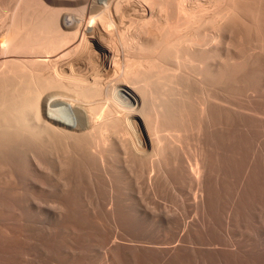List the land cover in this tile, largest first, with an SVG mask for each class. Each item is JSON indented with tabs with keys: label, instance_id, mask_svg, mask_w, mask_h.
Segmentation results:
<instances>
[{
	"label": "bare ground",
	"instance_id": "1",
	"mask_svg": "<svg viewBox=\"0 0 264 264\" xmlns=\"http://www.w3.org/2000/svg\"><path fill=\"white\" fill-rule=\"evenodd\" d=\"M8 1L9 0H7V2ZM11 1L12 0H10V2ZM2 2H4V0ZM2 2L0 3L3 4ZM33 2L35 1L33 0L31 3ZM15 3L16 1L14 4ZM40 4L41 6L39 7H42V11H44L43 17H50V15L54 14L53 23H55V30L60 35L61 39L52 44H47L45 43L46 41H38V44L15 45L11 43L8 27H4L2 28L3 30H0V166L3 168L4 165L6 170L4 173L8 180L17 181L20 177V172L18 173V171H21L19 170L21 167L19 168L16 166L19 164L18 161L20 158L23 160V158L27 156L26 154H28V156L25 158L30 159L29 157L32 156V154L33 157H36V155L41 156L40 154H43L45 151L51 153L48 151V148L51 146L50 144L52 142L55 143V145L52 144V148L56 146L57 142L56 148L65 145L67 149H65L64 146L62 149H64V151H68L69 149V152L65 151L67 153L62 152L63 150L60 149V155L57 150L54 151L56 148L54 150L51 148L50 150H53L52 153L58 152L56 153L57 157L59 155L60 157L64 155V158H68L72 162L68 163L70 161L67 162V160L64 159L65 163L63 164L62 161L55 158L56 156L54 157V161L57 160L63 164L59 162L58 164H60V166L57 164L59 166L58 168L64 170L62 171V174L64 173V175L61 174L62 176L55 173V175L64 176L65 178V182L62 184L60 183L62 187L59 196L62 194V191L68 194V192L71 191L70 189L76 184L75 182L84 183L85 176H104V190L111 197V188L114 185L111 186V175L106 171L108 165L106 166V163L103 162L106 158L111 159L112 157H117L123 162H135L136 165H140V170L145 171L146 168L142 167V164L146 162H151L156 168H160L161 166H172L174 168L188 162L201 163L205 161V156H202V153L200 154V150L210 151V154L212 150L214 152L213 155H215L218 160L217 164L219 166L227 165L228 162H226V159L228 157H226V151H228V149L226 150V146L229 147L230 144L226 145V137H229L227 136V126H229L228 120L230 116H233L236 118L234 119L236 122L239 121V124H242L244 113L248 110L249 116L247 114L245 118H247V116L250 117L253 121L252 123L255 124L256 118L259 116L257 113L260 114V112H258L259 108H257V103L260 101L258 102L255 95H252L253 92L248 95L247 107L243 106V103H238L239 99L236 104L234 100L229 98V95L232 93L231 91L229 94L230 85L232 83H235L234 89L236 90L237 86L235 85L239 81L242 82L244 73V76L247 77L244 78V80H247V75L250 74L249 79L251 80L253 78V81L254 78L256 79L260 75L255 74V71L258 70L251 71L246 69V71L249 70V73L247 74L246 71L244 73L242 72L243 74H240L242 75V80L237 79V82H234L236 81L233 78L234 76L232 77L234 80L231 79L232 83L229 78L231 75H235L234 71L236 69L234 70V68L240 61L239 59H244L241 53L244 51H251L249 53L247 52L249 55L248 60L250 59L251 62L255 63L261 58L258 59V56L264 52V0H40ZM10 5L8 6L13 7ZM56 5L63 8L57 7L58 9L56 11L51 10L52 7L54 8ZM8 6L7 10H9ZM2 9L0 8V10ZM32 9L29 8L31 11ZM40 10L38 9L36 12ZM6 11L4 13H6ZM14 13V10L7 13L6 19H8V22L13 21L15 17ZM40 14L41 13H39V16ZM15 20L16 19H14V22ZM136 23H139V26H136ZM118 32L120 33L119 36L117 34ZM263 59L261 60L263 61ZM244 60L245 62L247 61L246 58ZM242 62L245 64L244 61ZM243 63L242 67H246L247 65L243 66ZM239 64L240 69H242L241 62ZM260 68L261 67L258 69ZM240 69L238 70L239 72ZM258 72L260 73L262 71ZM240 75L238 74L235 76L239 77ZM261 75L262 76L259 77L264 79V73ZM261 78H259V81ZM250 80H248V82L251 83L244 81L246 84H249L247 87L254 84ZM229 81L231 84H229ZM262 83L264 84V82ZM237 85L242 89L243 86H240L242 85L241 83ZM236 91H238V89ZM236 91L235 93H237ZM240 93L242 94V92ZM235 96L236 95H234V97ZM239 96L240 95H238V97ZM259 97L257 96V98ZM262 99H264V96ZM243 109H245V112L242 111ZM261 117L260 119L262 120ZM247 122L248 121H246L245 124ZM259 122H264V119L262 122ZM234 126L236 125L234 124ZM251 128L255 130L254 127ZM229 130L231 129L229 128ZM245 131L247 132V130ZM253 131L251 133L255 132ZM256 131H258V129ZM231 133H233L232 130ZM263 133L261 132V134ZM24 136L26 139L23 143ZM35 136L41 138L39 140L43 139L41 144L38 138L37 140L39 142L33 140ZM245 136H247L249 140V133ZM252 136L254 137L253 134ZM29 137L32 138V146L34 142L38 144H35L38 147L39 144L40 146L42 145L43 141L45 143L46 141L51 143L48 144L49 147H47V145L42 146L45 147H41L43 150L47 149L39 153L37 151L41 148H35V146H33L34 149L30 146V143H27L31 141ZM27 138H29L30 141ZM236 138L240 137L237 136ZM232 140H234V138ZM253 140L255 141V139ZM242 141L244 142L246 140L242 139ZM61 144L63 145L61 146ZM22 145H26V147L23 148ZM29 146L31 147L30 150H34L33 152L31 151V155L28 153ZM187 146L191 147L192 153H194L191 154L193 156H190L191 158L189 157L188 159L186 157L191 149L189 150ZM25 148H27L28 151L25 150ZM184 148L189 151L184 150ZM241 148L240 150H242ZM22 150L27 151V153L25 152V154H23V157L21 155L23 152ZM183 151H188L185 152L186 156H184ZM263 151L264 150H262V152ZM34 152L35 154H39L34 155ZM257 152L255 151L256 154H258ZM45 154L51 157L53 155L47 154L46 152ZM249 154L248 156H250ZM263 154L264 153H262V155ZM17 156L19 160H16L15 157ZM47 156H45L47 159L44 157L41 159L43 165L46 163L43 159L49 162L52 159ZM235 156L237 157V155ZM40 158L41 157H39V159ZM62 158L63 157L60 159L62 160ZM89 158L95 159L93 160L95 161L94 163L97 162L95 167L92 166L93 164H90L93 162L92 160L89 161ZM260 158L262 157L260 156ZM13 160H15V162ZM22 160H20V163ZM25 160L23 161L27 163V160ZM37 161L39 162V160ZM240 161L242 162V160ZM34 164L32 168L29 167L32 169V171L30 169L31 172H28L30 176H32L30 178L39 177V173H41V170L37 173V170L40 168V162L38 164L39 166H35ZM80 164H86L90 170L87 172L83 171L79 166ZM52 165H54L52 168H55V164L52 163ZM64 165L65 169L63 167ZM50 166L48 164L46 167ZM61 166L63 168H61ZM252 167L251 165V168ZM73 168L76 171L75 173H71L74 171ZM110 168L111 167H109V171H111ZM23 169H25V167H23ZM55 169H57V167ZM55 169H50V173L53 174L51 175L48 173L47 175L55 177ZM48 170L46 168L42 170V172ZM25 171L24 173H27L28 170L25 169ZM45 172H43V174ZM113 172L111 171L112 174ZM4 175L3 177H5ZM120 176L121 175H118L117 177ZM80 177H82V179H80ZM112 177L114 176L112 175ZM10 181L6 180L4 185H1L2 183L0 184L1 193H5V190L9 188L7 184L12 183ZM33 181H35V178ZM38 181H40V179ZM58 181L61 182L63 180L58 177ZM22 183L23 182H21V184ZM25 184H27L28 187V182ZM34 184H36V182ZM37 185H39V182ZM47 185L49 188L53 187L49 185V183ZM57 185L58 184L54 187L59 190L60 185L59 187H57ZM77 185L80 184L77 183ZM54 187L51 189L55 190ZM79 187L77 189H79ZM43 188H41V191ZM31 190L32 191H28L33 192L34 189ZM53 190L52 193L50 192L51 194L54 193ZM44 191H46V189ZM65 193L63 192V195ZM72 193L73 190L69 193L71 197ZM29 195L30 194L27 193V196ZM40 195L38 194V197H40ZM66 195L65 198L68 199L69 196L66 197ZM87 195H83L85 200L86 197L87 199L91 197V195L90 197ZM32 197L33 196H31V199ZM74 197L77 198V202L74 201L76 205L79 203L78 201L81 195L80 197ZM0 199L2 198L0 197ZM45 199L43 197L41 202ZM23 200H25V198L22 200L20 199V201ZM26 200L27 204L25 201L23 202L28 205L30 199L29 202L27 198ZM40 200L38 201L40 202ZM73 200H70L71 203ZM96 200L97 199H95V201ZM51 201L53 203V200ZM58 201H56V204ZM87 201L88 200L85 202ZM33 202L36 201L33 200ZM39 202L38 204H41V202ZM85 202L83 201L82 203L81 201L82 204ZM30 203H32V200ZM30 203L29 206L31 205ZM60 203L62 205V202ZM202 203L204 204V201ZM217 203L215 202V204ZM14 204L16 208L17 203ZM25 204L23 205L26 206ZM215 204H213V206ZM61 205L59 210L63 207H61ZM85 205L87 204L85 203ZM85 205L84 207H89V205ZM48 206L51 205L48 204ZM57 206L59 205L57 204ZM57 206L56 208L58 210ZM76 206H79V204ZM3 207L4 205L2 209H0L2 210L1 212H5L3 211L5 209H3ZM53 207L54 203L52 206L54 210ZM84 207L82 209L85 210ZM32 208L34 209V207ZM44 208H46V206ZM49 208L51 209V207ZM66 208H62V211L66 210ZM24 209L26 208L24 207ZM24 209L22 210L24 211ZM53 210L52 213H55L56 209ZM62 211H59V214H63L64 212ZM34 214L33 216L38 215ZM51 214L48 215L51 216ZM59 214H57V216L54 214V216L58 217ZM62 214V218L59 216L60 219L65 218ZM27 215L25 216L27 217ZM46 215H44V220ZM54 216L52 217L54 218L53 222L57 220H55ZM34 218H32V221ZM46 218H48V216ZM37 219V222L46 224L44 220L42 222V220L39 219L40 221H38ZM60 219H58L57 222ZM16 220L18 222V219ZM27 220H29V218ZM20 221L22 222L23 220ZM48 221H50V219ZM226 221L228 222V220ZM51 222H48V225ZM51 225L53 226L52 223ZM43 229L45 231L47 228Z\"/></svg>",
	"mask_w": 264,
	"mask_h": 264
},
{
	"label": "rangeland",
	"instance_id": "2",
	"mask_svg": "<svg viewBox=\"0 0 264 264\" xmlns=\"http://www.w3.org/2000/svg\"><path fill=\"white\" fill-rule=\"evenodd\" d=\"M2 1L3 0H0V2ZM13 1L14 2L16 1V3L14 4ZM32 1L33 0H28V2L27 0H20L19 2V0H12L10 2L9 0L7 2V0H4L5 3L4 2H2L3 4L0 3V8L1 9L3 8L2 10H0V14H1L0 15V23H1L0 30H3L2 28L4 27H8V30L11 36V43L15 45L16 44L17 45H27V44L29 45V44H35V43L38 44L39 42H45V41H46L45 43L47 44H52L56 42L57 40L61 39L60 35L55 30V23H53L54 14L50 15V17L49 16L43 17L44 11H42L43 10L42 7H39L41 6L40 0H34L35 2L31 3ZM9 2L11 5L9 4ZM5 5L7 6L10 5L13 7L8 6L9 10H7V6ZM3 6H5L6 8ZM32 6H36V7H32ZM57 7L58 6L56 5V7L54 8L52 7L51 10L56 11L58 8H63L61 6H59L58 8ZM29 8L30 9L33 8L32 9L33 13L31 10H29ZM34 8L35 9L37 8L36 10L38 9L40 10L41 8V10L39 12L38 11L36 12ZM12 10H14L15 12L14 19L16 20L15 22H14V19L13 21L8 22V19H6V15H8L7 13H9L10 11L12 12ZM5 11L6 13H4ZM39 13H41L42 15L40 14L39 16ZM3 14L5 15V17ZM4 23L5 25L3 26ZM136 26H139V23H136ZM117 34L119 36L120 33L118 32ZM12 40H15V41H12ZM247 52L249 53L251 51H247ZM247 52L244 51L241 54L242 56H244V59L245 58L247 59L248 62L247 61L245 62L243 58H240L239 59L240 61L237 63L236 67L234 68V70L235 69L237 70V71L236 70L234 71V74L240 75V74H243L246 71V69H249L251 71L252 70L262 71L260 73L258 71H255L256 73L253 72L256 75L260 74L259 76H262L261 74L264 73V68H263L264 52H262L258 56V59L261 57L260 60L263 59V61L261 60L260 62V60H257V62L255 63L251 62L250 59L248 60L249 55L247 54ZM242 61H244L245 64ZM240 62H241V67H242V63H243V66L245 65L247 66L242 67V69H240V64H239ZM249 67H252V68H249ZM259 67L261 68L258 69ZM239 69H240V72L238 71ZM249 70H247L248 72L246 71L247 74L249 73ZM235 75H231L229 80L235 79L236 81L234 82H237L238 81L237 79L242 80L241 79L242 75H240L239 77ZM244 75L242 77L247 78ZM249 75H247L248 76L247 80L246 79L244 80V78L243 80L248 82V80H250ZM259 76L256 78L258 81L255 78H254L255 81L254 80L252 81L253 78L250 80L252 81V83L256 84V85L251 84L250 85L251 87L250 86L247 87V85L249 84H246V82H244L243 80L242 82L239 81L242 84L240 86H243L242 89L241 87H239V85H237L240 83L239 82L236 83L235 86H237L236 88L238 89V91H236L237 89L236 90L234 89L235 83L233 84L231 80V83H232L231 84L229 81V84H231L229 94L232 91L231 93L232 95L230 94L229 98L234 100L235 103L239 99L238 103L240 104L243 103L242 105L247 107L246 104H248L247 103V100H248L247 98H249L248 95H250V93L253 92L252 95L253 96L255 95V98L258 99V102L260 101L259 103H257V108H259L258 112H260V114L257 113L259 116L256 118L255 124H253L252 123L253 121L250 119V117H248L249 111L246 110L245 112L244 111L245 109L242 110L243 112H245L242 124H239L240 123L239 121L236 122V120H234L236 118H234L233 116L232 118L230 116V118H232L233 120L229 118L228 120L229 126H227V131H228L227 136L229 137H226L228 139V140L226 139V145L230 144L229 147L226 146V150L228 149V151L230 152L229 153L228 151H226V155H227L226 157H228L226 159V162H228L227 165L219 166L217 164L218 160L215 157V155H213L214 152L212 150H211V154H210V151L200 150L201 151L200 154L202 153L201 155L205 156L204 158L205 161H202L201 163L188 162V163H184V165L182 166H177L174 168L172 166H161L160 168H156L151 162H146L142 164V167L146 168L145 171L140 170L141 169L139 167L140 165H136L135 162H123L117 157H112L111 159L106 158L103 160V162L106 163V166L108 165L106 167L108 168L106 169V171L111 175L110 177L111 186L114 185L111 188V192H112L111 197L104 190L105 188L104 179H103L104 176H100V177L85 176L86 179L84 178L85 181L83 180L85 184L82 181H80V179H82V177H80V179L78 180L82 182L83 184L79 183L76 180L77 182H75L76 183L75 185H77L78 183L80 184V185H77L78 187L79 186H83V187H79V189H77L78 187L74 185L70 189L71 190L70 192H72L73 190L72 197L69 194L70 192H68L69 194L68 195L67 192L65 193V191H62V194L59 196V194L61 193L60 192L61 191L60 189L62 187L61 184L65 182L64 181L65 178L64 176L61 177L62 175H64V173L62 174V171L64 170L58 168L60 166V164L58 163L62 161L64 164L65 163L64 159H66L64 158V155L61 156L63 157L62 160L60 159L61 158L60 149L63 150L62 152L64 153L69 152V149L68 151L65 150L67 151L65 152L64 149H62V147L64 146L65 149L67 148L63 144H61V146L63 145L62 147L59 148L58 146L56 148L57 142H56V146L52 148V146L55 145V143L54 142L51 143L49 141H46L47 144L43 141L42 145L40 146L41 141L43 139L39 140L41 138H38L37 136H35V138L33 137L34 138L33 140L37 142L40 141L39 147L36 146L38 144L33 141L34 142L33 146H35V148L36 147L41 148L42 146H45V145L49 147L48 144L51 143L50 144L51 146L48 148V151H50L51 153L47 151L45 152L47 154H53V155L55 153V155L54 156L52 155V157L47 156L45 152L43 154H40L41 156L36 155V154H39L40 151L43 152L44 150L47 149L46 148L43 150L42 148H45V147H42L39 151H37L39 153L35 154L34 152V155H36V157H33V154L31 153L32 150H30L31 147H33L31 145L32 138H30L32 136L29 137L31 141L29 140V138H27L30 141L27 143H30L31 147L30 146H29L30 148L28 147L29 151L27 150V148H25V150H27L28 153H30V155L32 154V156L29 155L30 159H26L25 157H27L28 154H26L27 156L24 155L25 156L24 158L27 161L24 158L23 160H25L27 163H25L22 160V158H20V160H22L23 163L22 161L20 163V160L18 157L20 155L15 157L16 160H19L18 161L19 164L16 161V163L18 164L16 166H18L19 168L21 167L20 169L18 168L19 170H21V171H18V173L20 172L19 173L20 177L18 178L19 180L18 179L17 181L14 180L15 182L8 180V178L6 177V174L4 173V171L6 172L4 165L2 164L3 168L0 166V169L2 168L1 169L2 171L0 170L1 171L0 184L2 183L1 185H4V182H6V180L12 182V183L7 182L8 183L7 185L9 186V188H7L8 190L7 189L5 190V193L0 192V197L2 198L0 199V209H2L3 205H4L3 209L5 208L3 210L5 212H1L2 210H0V217L2 218V219L0 218V264H264V164H263L264 154L262 155V153H264V151L262 152V150H264L263 149L264 148V137H263L264 136V133H263L264 132V122H262L264 119L263 118L264 117V112H263L264 111L263 110L264 109V101H263L264 99H262V97L264 96V84L262 83L264 82V79H262ZM259 78H261L260 81H259ZM248 83H251V82H248ZM257 83L261 85H258ZM235 91L237 93H235ZM240 92H242V94ZM234 95H236L237 97L236 96L234 97ZM238 95L240 96L238 97ZM257 96L258 97L260 96L261 98L260 97L257 98ZM247 114L248 116L247 118H245ZM260 117L262 118V120L260 119ZM258 120L261 121L262 123H260ZM246 121H248L249 123L247 122L248 124L247 123L245 124ZM233 123L236 126H234ZM230 125L232 127L234 126L233 129ZM251 127H254L255 130ZM229 128L233 131L234 134L231 133V130H229ZM249 128L251 131L249 130ZM257 129L259 133L258 131H256ZM245 130H247V132ZM252 131L255 134L251 133ZM261 132L263 134H261ZM244 133L245 135L249 133L250 135L248 136L249 140L247 139V136L244 135ZM252 134L254 135V137L252 136ZM236 135L239 136L240 138H236L237 137ZM258 135L260 136V138ZM37 138L39 141L37 140ZM233 138L234 140H232ZM25 139L26 137L24 138V141H22L23 143L25 142ZM242 139L246 141L243 142ZM253 139H255L256 143ZM260 141L263 146L260 144ZM24 147H26V145H24L23 148ZM51 148L53 150L56 148L54 151L56 150L58 152L60 151L59 152L60 155L57 157L56 153L58 152L52 153L53 150L51 151L50 150ZM240 148L244 152L240 150ZM188 149L189 150L191 149L190 153L188 152L189 151ZM188 149L184 148V150H188V151H183L184 156H186L185 152H188V154L186 153L188 155L186 157L187 159L190 156H193L191 154H194L192 153L193 151L191 147H189ZM25 150L24 151L22 150L23 151L22 153L20 152L22 157H23V154H25V152L27 153V151ZM255 151L256 152L258 151L257 152L258 154H256ZM248 154L250 156H248ZM259 154L263 159L260 158ZM235 155H237L238 158ZM251 155L253 157L256 156L257 158L256 157L253 158ZM38 156L41 158L39 159ZM45 156H47L48 158L50 157L52 158L51 160L49 159L50 162L48 160L43 159V161H46L47 165L48 164L49 166L51 165L50 167H46L47 165L45 162H44L45 163L44 165L42 164L43 162L41 161V159L43 157L46 158ZM54 157L58 158V160L60 161L58 162L57 160H55L56 161L55 162ZM239 159L242 160V162ZM37 160H39L40 164ZM66 160L67 162L70 161L68 158ZM91 160L93 163H90V162L88 163L93 164L92 166L95 167L97 162L94 163L95 161L93 160L95 159L89 158V161ZM232 160L233 162L235 161L236 163L235 162L233 163ZM13 161L15 162V160ZM249 161H250V164H249ZM34 163H37V164H34ZM52 163L55 164V168L57 167V169L52 168L54 166L52 165ZM68 163H72V162L70 161ZM33 164L35 166L40 165V168L37 167L39 168L37 170V173H39L40 172L39 170H41V173H39V177H34L35 181H33L34 178H30L32 176H30V174L28 173L30 169L32 168ZM251 165L253 166L252 168H251ZM79 166L83 169V171L87 172L88 170H90L88 169V166H86V164H80ZM23 167H25V169L28 170L27 173H24L26 171L25 169H23ZM45 167L47 168V170L49 168V170L46 172L43 171L46 173V174L45 173L43 174L42 170L46 169ZM63 167L65 169V165ZM63 167L61 166V168ZM109 167H111L110 169L112 172L114 171L113 174L111 173V171H109ZM50 169H53V170L55 169V172H54L55 177L53 176L51 177L53 173L52 174L50 173ZM249 169H250V172H249ZM57 170L58 172H61V173H58ZM75 172L76 171L74 170L71 173H75ZM48 173H50L51 175L48 176L47 175ZM55 173L59 175L62 174V175L58 176L57 174L55 175ZM3 175L5 177H3ZM112 175L114 177H112ZM118 175H121V176L117 177ZM28 176L30 179L28 178ZM21 177L23 180L21 179ZM25 177H26V180L28 181L25 180ZM58 177L61 178V180L63 181L59 182ZM39 179L40 181H38ZM30 181L33 183H31ZM21 182L23 183L21 184ZM24 182L25 183L28 182V187H27V184H25ZM35 182L36 184H34ZM38 182H39V185L42 187L37 185ZM238 182H240L241 184ZM48 183L49 185H52L54 183L52 185L53 187L56 186V184H58L57 187H59L60 185L59 190H57L58 188L56 189L55 187H54L55 190L51 189L53 187L49 188V186L47 185ZM44 184H46L47 186ZM41 188H43L42 191H41ZM26 189L30 191H32L31 189H34L35 191L37 190L38 193L37 191L35 192L33 190V192H30ZM45 189L46 191H44ZM52 190L54 192L53 194H51ZM26 192L33 197L36 195L37 196L34 197L35 199L33 197L31 199V196L30 195L27 196ZM46 192L47 194H51V195H47ZM63 192L65 193L64 195H63ZM38 194L39 195L41 194L40 197H38ZM85 194L86 195L89 194L87 195L88 197H90L91 195V197L94 199H92L91 197L87 199L86 197V200L88 201L85 202L86 201L84 197ZM42 195L44 199L50 198V197L53 198L54 196L55 197L53 199L51 198L45 199L46 202L45 200L41 202L43 198ZM65 195L66 197L69 196V198L68 199L65 198ZM80 195H81V198H79V201H78L79 203L76 204V205L79 204L80 206L79 208V206H76L74 204L75 203L74 201L77 202L76 200L77 198H75L74 196L80 197ZM207 197H208V200H207ZM24 198L25 200L27 198L28 202H29V199H30V202L32 200V203L30 202L29 203L33 205L29 206V203L28 205H26L27 200L26 201L23 200L25 201L26 204L23 201H20V199L22 200ZM38 198H40L41 200ZM37 199L40 200L41 204H38L39 201ZM55 199L56 201L59 200L58 201L59 203L57 202L59 206H57ZM69 199L70 200L74 199V200L71 203ZM95 199L97 200L95 201ZM33 200H35L36 202H33ZM51 200H53V203H54V207H53L54 210L56 209V212L58 213L56 212L52 213L53 203ZM81 201L82 203L84 201L87 205H85V203L82 204ZM203 201H204V204L202 203ZM11 202L12 203L14 202L17 204L19 203L20 205L19 204L18 205L20 206V208L17 204H16L17 207L15 208V204L14 203L12 204ZM22 202L26 206H24L23 204L21 205ZM48 202H51V203H48ZM60 202H62V205ZM215 202L216 203L218 202L217 204L219 205L215 204ZM208 203H211V204H208ZM48 204L51 206H48ZM55 204L58 207V210ZM213 204H215L216 206L214 205L215 206L214 207ZM60 205L61 207L63 206L62 207L63 209L66 208L67 206L66 210L62 211L63 210L62 208L61 210H59ZM84 205L85 206L89 205V207H84ZM35 206L37 207V209ZM45 206L46 208H44ZM24 207L26 209H24ZM32 207H34V209ZM40 207L42 210L40 209ZM49 207H51V209ZM83 207L85 208V210L82 209ZM22 209H24V211ZM42 211H44L45 213ZM59 211L64 212L63 214L62 213L61 214L62 216L64 215L65 218L60 219L61 214H59L60 213ZM23 212L25 213L27 212V213L25 214ZM34 213L36 215L38 214L37 215L38 217L39 216L41 217L43 214L44 215L47 214V215L45 216V220H44L43 219L44 215L41 217L42 218L41 219L40 217L38 218L37 216H33ZM24 214L25 215L28 214L27 217L29 218L30 221L27 220L28 218ZM48 214L49 215L51 214V216H49ZM54 214L55 216L59 214L58 217L59 216L60 217L59 218L55 217ZM52 215L55 217V220L60 219L61 222L60 220L58 222L57 220L53 222L54 218H52L53 217ZM47 216L50 219V221H48L49 219L46 218ZM34 217L36 219L38 218L37 219L38 221L42 220L43 222L44 220L46 224L37 222ZM32 218H34L35 220L33 219L32 221ZM16 219H18V222ZM19 219L23 221L21 222ZM226 220H228V222ZM48 222H51L53 226L51 225V223H49L48 225ZM35 223L37 224L38 228ZM42 224L46 227H44ZM39 225H42V226H39ZM43 228H47V229H45L44 231Z\"/></svg>",
	"mask_w": 264,
	"mask_h": 264
}]
</instances>
